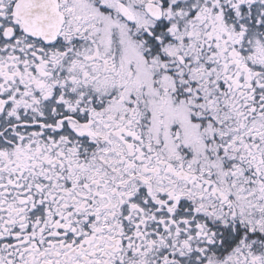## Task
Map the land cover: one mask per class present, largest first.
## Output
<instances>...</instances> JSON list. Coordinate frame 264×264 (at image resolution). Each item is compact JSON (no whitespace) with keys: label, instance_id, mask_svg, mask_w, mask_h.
Returning <instances> with one entry per match:
<instances>
[{"label":"snow or ice","instance_id":"snow-or-ice-1","mask_svg":"<svg viewBox=\"0 0 264 264\" xmlns=\"http://www.w3.org/2000/svg\"><path fill=\"white\" fill-rule=\"evenodd\" d=\"M0 264H264V0H0Z\"/></svg>","mask_w":264,"mask_h":264}]
</instances>
